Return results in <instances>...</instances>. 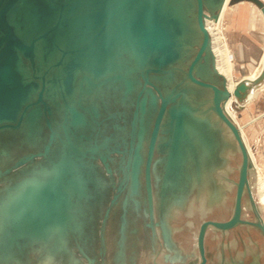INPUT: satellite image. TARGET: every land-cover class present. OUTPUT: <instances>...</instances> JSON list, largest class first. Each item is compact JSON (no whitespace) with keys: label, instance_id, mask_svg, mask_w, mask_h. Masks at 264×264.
<instances>
[{"label":"water","instance_id":"obj_1","mask_svg":"<svg viewBox=\"0 0 264 264\" xmlns=\"http://www.w3.org/2000/svg\"><path fill=\"white\" fill-rule=\"evenodd\" d=\"M225 1L0 0V264L19 261L17 257L34 242L45 247L54 243L51 252H69L66 240L71 233L82 237L86 232L77 212L89 207L83 203L94 197L92 191L99 196L100 190L94 176L85 175V160H95L94 154L106 143L83 149V139L88 137L81 132L93 129L92 122L101 125L99 104L93 102H102L107 93L122 94L124 101L136 94L132 134L139 129L140 143L133 149L125 175L135 193L141 186L140 148L152 125L145 172L154 236L157 226L164 228L163 215L175 205L181 208L173 218L188 209L193 197H206L207 211H211L223 205L230 192H225L222 204L209 208L222 183L211 175L209 160L214 152L207 151L211 143L207 123L193 116L202 111L204 101L191 89L207 92L221 128L234 137L229 164L231 156H241L234 215L228 222L202 225L201 252L208 226L227 230L243 223L245 192L260 217L250 185L254 165L226 104L232 98L236 104L244 103L249 92L264 83V56L254 81L241 79L229 89L228 80L216 68L206 28L207 20L218 19ZM245 1L264 15L261 0H234ZM200 67L204 73L198 72ZM207 110L211 112L206 109L202 114ZM45 126L52 131L47 143ZM22 138L37 147L16 159L14 150L20 151ZM155 149L164 156L157 202L151 185ZM58 153L60 159H55ZM38 157L44 160L36 162ZM100 158L108 170L109 157ZM155 206L161 219L157 224ZM259 226L264 233V225ZM82 255L85 259L83 251ZM88 262L97 264L96 259Z\"/></svg>","mask_w":264,"mask_h":264},{"label":"rangeland","instance_id":"obj_2","mask_svg":"<svg viewBox=\"0 0 264 264\" xmlns=\"http://www.w3.org/2000/svg\"><path fill=\"white\" fill-rule=\"evenodd\" d=\"M261 1L264 3V0ZM239 3L240 4L234 2V0H229L219 27V36H224L223 38L227 43L228 30L234 32L237 36L242 35V43L248 46L250 53L253 54L254 52H258L260 43L264 44V27L259 25L257 31L250 32L246 27V24L254 13L255 15H258L261 12L258 7L250 2L245 1ZM229 17H233V19L228 23V19H230ZM227 45L228 51L234 55L230 45L228 43ZM222 54L224 55V52L220 53L222 59L221 62L225 61ZM241 67L246 69L245 75L247 77L252 76V74L258 70L257 75L252 77V79H247L249 81H252L257 77L262 68L257 67L254 69V67L246 65H242ZM233 69L234 66L232 71ZM234 77L235 73L233 71L231 73V81L233 83L235 82ZM122 98V94L114 95L113 93H107V95L103 97L102 102L100 100L93 102L94 104H99L100 117L97 121L101 122V125L99 126L92 122L93 127L95 128L96 126L95 130L94 128L91 129L89 127L85 132H81L88 137L87 139H83L85 143L82 147L83 149H90L93 146H100L103 143H106L105 148L94 154L96 158L95 160H85L87 161V166L85 167L87 169L84 168L83 171L87 176L89 173L94 176L98 183L97 189L100 190L99 196L96 193L97 191L91 190V194L94 197L88 202L83 203L84 205L85 203H88L89 207H85L82 212H80L81 210L77 212V221L84 223L86 232H84L82 237H79L77 235L78 233H71L70 238L68 237L66 240L70 249L69 252L58 250L51 252L50 249L54 246V243L45 247L43 243L34 242L27 245V248L23 250L22 256L17 257L19 261L7 264H68V260H71L73 264H89L88 260L95 259L97 260V264H147V262L152 264L150 260L153 253L160 248H158L159 242L154 241L153 230L150 226L152 220L148 212V190L145 172V162L147 159L149 136L152 125L149 126V131L144 137L143 147L140 148V154L142 157L141 172L139 176L141 186L138 192L135 193L132 190L130 180L128 178L125 180V175L127 163L133 161V149H136L140 143L139 129L136 128L132 134V121L135 111L136 94L133 93L127 96L125 101L122 100ZM258 99L264 100V92L255 98L256 101H258ZM252 103L254 104L255 102ZM260 107L261 106H252V111H248L246 108L239 109V106L233 102L230 105V111L235 116L238 126L242 127L240 124L247 121L250 114H255L264 109V106H262V109ZM55 118L58 119V117ZM262 122V126L258 127L259 131L254 130L252 135H245V133L244 135L245 138L247 136L246 141L251 149L257 166H259L261 170L260 176L264 180V165L261 164V157L259 156V153H264V119ZM52 127L56 130L54 124H52ZM51 133L52 131L45 126V131L43 133V136L46 138L45 143L48 142ZM60 135L62 136V140L66 141L65 137L62 134ZM74 140L75 139H73V142ZM20 141L23 143L21 144L20 151L17 152V150H14L16 159L18 156L23 157L24 154L29 151L31 152L37 147L29 145L23 138ZM256 143H258V151H255L254 149ZM130 149L132 150V153L130 152ZM117 150L121 152H118ZM103 154L109 157L107 161L109 167L108 170L111 172L110 174L108 173L107 168L102 164L100 157ZM163 157V154L158 149H155L151 165V185L155 202H157L159 181L163 176ZM57 158L60 159L59 153L55 156V159ZM230 159L231 167H239L241 162L240 155L231 156ZM35 160L36 162H39L44 160V157H38ZM38 169L40 170V168ZM26 174L24 175L26 176ZM250 180L253 181L252 186L254 188L253 197L255 203L258 209L260 208L259 213L264 221V205L259 202V195L257 194L259 176H252ZM121 186H123L122 191H119L118 188ZM90 188L94 189L92 186H90ZM116 195L117 198L114 205H112V201ZM232 203L233 196H231L226 209L218 210L215 215H213V218H227L233 208ZM207 206L206 197H203L201 200H197L193 197L188 209L178 212L190 214L194 224L193 229L190 232H186L183 236H179L187 249L193 247L195 244V236L199 225L207 217ZM244 215L246 218H250V214L247 210H245ZM154 220L157 223H160L161 221L160 213L156 206L154 208ZM123 224H125V229H123ZM157 230H159V234H162L161 226H157ZM259 242L261 245V239ZM208 247L210 251L214 253L217 252L215 243L209 241ZM82 251L86 254V258H89L88 260H86V258L84 259ZM73 255L74 258L72 257ZM118 257L123 258L117 261L116 259ZM156 260L157 263L161 264V258ZM213 264H216V262L213 261Z\"/></svg>","mask_w":264,"mask_h":264},{"label":"flooded vegetation","instance_id":"obj_3","mask_svg":"<svg viewBox=\"0 0 264 264\" xmlns=\"http://www.w3.org/2000/svg\"><path fill=\"white\" fill-rule=\"evenodd\" d=\"M230 179L234 185L228 193L226 201L223 205L216 206L206 213L207 217L199 225L193 247L187 249L179 237L193 229L194 224L190 214L185 212L177 213L170 221V225L172 226L171 243H168L164 229L162 228V235L161 233L159 234V230L156 227L157 234L154 236L153 233V237L155 242H159L158 248H160L153 253L150 260L152 264H159L156 260L159 258L162 259L161 264H213V261L216 264H220L222 261L231 262L232 260L251 264L257 259L261 264H264V233L259 226V224L264 225V221L261 215L260 217L257 216L255 207L250 203L249 195L246 192L242 196V212L240 216L243 223H239L227 230H219L213 226H208L204 235L203 253L200 250L199 235L202 225L206 222H228L234 215L237 196L236 183L239 181V167L233 168ZM252 182L250 183L251 187ZM231 196H233V208L229 216L223 219L213 218V215L218 210L226 209ZM256 208L258 209L257 205ZM245 210L249 212L250 218H246L244 215ZM154 223L157 224L155 220ZM260 239L262 242L261 245L259 244ZM209 241L216 244V253L210 251L208 247ZM147 264L151 263L147 262Z\"/></svg>","mask_w":264,"mask_h":264},{"label":"bare ground","instance_id":"obj_4","mask_svg":"<svg viewBox=\"0 0 264 264\" xmlns=\"http://www.w3.org/2000/svg\"><path fill=\"white\" fill-rule=\"evenodd\" d=\"M228 3H229V0H226L224 5L222 6V10H221L217 20L209 19L206 21V28L208 29V31L211 35V48H212V51L215 55L216 68H217L218 72L221 75H223L224 77H226V79L228 80L229 89H233V87L236 84L235 82L233 83L231 81V79H232L231 73H232V68H233L232 59L234 60V56L231 58V55L228 52V45L226 43V40L223 38L224 36L223 37L219 36L220 35L219 34V31H220L219 27L221 25V21L223 19L224 12L226 11ZM260 12L262 13L261 10H260ZM215 31H216V33H215ZM222 52H224V55L222 54V57H224V59H225V61H222L224 63L221 62L222 59H221L220 53H222ZM262 67H263V60H262ZM261 71H262V68H261ZM261 71H260V73H261ZM198 72L204 73V70L200 67L198 69ZM260 73H259V75H260ZM257 77H255L252 81H254ZM263 84L264 83H262L260 86H258V88L252 89L248 94L247 100L242 104L237 103L238 106L242 107V106L248 104L249 102H251L253 100L257 90L262 88ZM191 91L196 93L199 96V98L204 101L203 105L201 106L202 111L195 112L193 114V116L196 119L205 120L207 123L206 129L209 130L210 135H211V143H209L210 146H207V151L208 152H214L213 156H212V160L211 161L209 160V162L211 163L210 167L212 168L211 169V171H212L211 175L215 178H218V180H220V182L222 183V188H221L220 192L217 194V196L215 198L213 197V199H211V202L209 205V208H210L213 205L222 204L224 202L225 192L231 190L232 186L234 185V183L232 182V180L229 177V175L231 174L234 167L232 168L230 166L229 156H228L229 153L231 152V150L234 149V146L232 144V142L234 141V137L231 135L230 131L227 130L225 127L222 126L223 128H221L220 119L211 110V105H210L211 99H210L209 95L207 94V92H205L201 89L200 90L191 89ZM233 102L236 104V100L234 98H232L226 104V111L232 117V119H234L235 123L237 124L235 116L230 111V105ZM206 109H209L211 112H209L207 110L208 112L205 113V115H203L202 112L205 111ZM239 128L241 130L243 140L246 144V147L248 148V151H249L251 159H252V163L254 165L253 169H251V171H250V174H251V176H256V175L259 176V182L257 184V194L259 195V198H258L259 202H261L264 205V180L260 176L261 170L255 162L254 156H253L251 149H250V147L246 141L242 127H239ZM252 187H251V189L254 193V190ZM180 208H181L180 205H175V207L172 209L171 212H167L163 215V227H164L163 229L165 231V234L167 235L168 243L172 242V239L170 237L172 234V226L170 225V220L173 218L174 214L177 211H179Z\"/></svg>","mask_w":264,"mask_h":264},{"label":"crops","instance_id":"obj_5","mask_svg":"<svg viewBox=\"0 0 264 264\" xmlns=\"http://www.w3.org/2000/svg\"><path fill=\"white\" fill-rule=\"evenodd\" d=\"M238 4H240V3H238ZM233 17H234V15H233ZM233 17H229L230 19H228V23L231 22V19H233ZM259 25L264 27V16L262 15V13H259L258 15H255V13H254V15H252V17L247 21L246 27L248 28V30L250 32H255L259 29L258 28ZM241 36L242 35H239V36L235 35L234 32H232L231 30L227 31V43L230 45L232 51L234 52V60L232 59V61L234 63L233 64V66H234L233 71L235 73V77H234L235 82H238L241 79H252V77L257 75L258 70L256 72H254V74H252V76L247 77L245 75L246 69H243L241 66L246 65L249 67H254V69L257 67L261 68L262 67V60H263V56H264V44L260 43V45L258 47L259 48L258 52H254L253 54H251L249 51V47L242 43L241 39H243V37H241ZM263 43H264V40H263ZM263 92H264V84H263L262 88L257 90L253 100L251 102H249L248 104L242 106V107L239 106V109L246 108V110L252 111V109H251L252 106H254V107L261 106L260 108L262 109V106H264V100L258 99V101H256L255 98L258 97L260 94H263ZM252 102H255V103L253 104ZM263 119H264V109L260 110L259 112L255 113V114H250L249 119H247V121L242 122V124H240V126L243 127L245 135L246 134L252 135L254 130L259 131L258 127L262 126ZM246 138H247V136H246ZM257 146H258V143H256V145H255V148H254L255 151L259 150ZM259 156L261 157L260 158L261 164L264 165V153L263 152H261V154L259 153Z\"/></svg>","mask_w":264,"mask_h":264},{"label":"built area","instance_id":"obj_6","mask_svg":"<svg viewBox=\"0 0 264 264\" xmlns=\"http://www.w3.org/2000/svg\"><path fill=\"white\" fill-rule=\"evenodd\" d=\"M229 52V51H228ZM230 53V52H229ZM230 55H231V58L234 56V55H232L231 53H230Z\"/></svg>","mask_w":264,"mask_h":264}]
</instances>
